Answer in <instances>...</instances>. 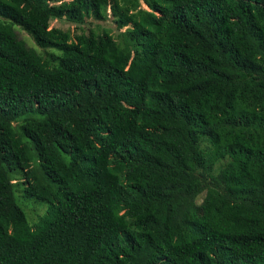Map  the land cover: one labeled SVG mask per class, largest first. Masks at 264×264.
<instances>
[{
	"label": "trees",
	"instance_id": "1",
	"mask_svg": "<svg viewBox=\"0 0 264 264\" xmlns=\"http://www.w3.org/2000/svg\"><path fill=\"white\" fill-rule=\"evenodd\" d=\"M142 2L0 0V264H264V0Z\"/></svg>",
	"mask_w": 264,
	"mask_h": 264
},
{
	"label": "rangeland",
	"instance_id": "2",
	"mask_svg": "<svg viewBox=\"0 0 264 264\" xmlns=\"http://www.w3.org/2000/svg\"><path fill=\"white\" fill-rule=\"evenodd\" d=\"M139 2V7L146 9V5L142 2V0H138ZM113 16L109 13V10H107L106 14L103 17L100 18H95L91 15H88L85 17V23L84 24H80V25H84L85 27H92L95 29L98 28H108L110 29L114 34L116 33V29L114 27V21H113ZM75 23L66 21L65 19H56V18H51L49 21V26H56L62 29H68L70 31V34H73L75 32H77L78 30L76 29L77 27L75 26ZM16 32L17 35L24 40V42L26 43V45L31 46L33 48H35L37 51H41L40 48H38L37 46H35L33 40L30 38V36L24 32L23 30L19 29L16 27ZM123 28H121L122 30ZM14 125H16V123H14ZM32 167L35 169L36 174H40V169L38 166V162L37 160L33 157L32 158ZM201 196H198V198L196 199L197 201H200ZM26 210L29 214V217L34 218V214H40L43 212L45 206L42 204H37L35 202H31L30 204H27Z\"/></svg>",
	"mask_w": 264,
	"mask_h": 264
}]
</instances>
